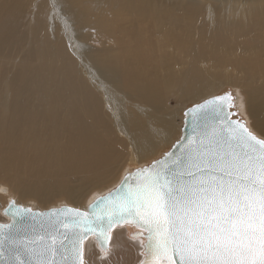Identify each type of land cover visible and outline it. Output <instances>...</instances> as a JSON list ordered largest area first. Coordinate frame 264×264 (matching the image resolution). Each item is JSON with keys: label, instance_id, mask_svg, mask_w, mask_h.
Wrapping results in <instances>:
<instances>
[{"label": "bare ground", "instance_id": "1", "mask_svg": "<svg viewBox=\"0 0 264 264\" xmlns=\"http://www.w3.org/2000/svg\"><path fill=\"white\" fill-rule=\"evenodd\" d=\"M225 83L264 137V0H0V223L10 199L86 210ZM140 231L113 228L107 256L88 236L86 264H138Z\"/></svg>", "mask_w": 264, "mask_h": 264}, {"label": "snow or ice", "instance_id": "2", "mask_svg": "<svg viewBox=\"0 0 264 264\" xmlns=\"http://www.w3.org/2000/svg\"><path fill=\"white\" fill-rule=\"evenodd\" d=\"M231 100L226 93L189 109L183 142L129 172L92 212L33 213L10 201L0 264H86L89 234L107 256L112 229L129 222L142 230L134 238L147 233L142 264H264V137L230 119Z\"/></svg>", "mask_w": 264, "mask_h": 264}, {"label": "water", "instance_id": "3", "mask_svg": "<svg viewBox=\"0 0 264 264\" xmlns=\"http://www.w3.org/2000/svg\"><path fill=\"white\" fill-rule=\"evenodd\" d=\"M225 94H226V93H221V94H216V95L210 96V97H208V98H206V99H204V100H202V101H200V102H198V103L192 104L191 106H189L188 108H186V109L184 110V119H183V125H182V128H181V135H180V137H179V138H178V139H177V140L171 145V147L169 148V150L166 151L165 153H167V152H169V151H173V150H174L173 146L177 144V141H181V142H183V141H182V138L187 137V136L191 133V131H192V127H193L192 117H191V114L186 115V113H188V110H189V109L193 108L194 106H196V105H198V104H202V103H204V101H206V100H210V99H213V98L218 97V96H223V95H225ZM231 105H232V100H231ZM225 107H226V109H227V112L230 113V119H232V120L242 121V120H239V119H237V118L234 117V112H232V110L230 109V107H228L227 105H225ZM242 122H244V121H242ZM165 153H164V154H165ZM164 154H163V155H164ZM163 155L160 156V157L157 158V159L162 158ZM157 159H156V160H157ZM150 163H151V162H150ZM150 163H149V164H150ZM145 166H146V165H145ZM142 167H144V166H142ZM138 168H141V167H138ZM138 168L133 169L131 172H134V171H135L136 169H138ZM128 173H129V172H128ZM128 173H126V174L123 176V178H124ZM123 178H122V179H123ZM122 179H121V180H122ZM120 182H121V181H120ZM120 182H119V184H120ZM119 184H118V185H119ZM118 185H117V186H118ZM117 186H116L115 188H113L112 190H110L109 192L115 190V189L117 188ZM109 192H107V193H105L104 195L99 196V197L106 196ZM97 198H98V197H97ZM97 198H96L95 200H93V201L88 205V207H87L86 210H84V209H80V208H75V207H73V206H68V205H65V204H63V205H61V206H57V207H50V208H48V209H44V210L33 209V208H31L30 206H24V205H22V204H18V203H16V205H17V206H20V207L30 208V209L32 210L33 213H47V212H51V211L59 210V209H64V208L78 209V210H80V211H82V212H92V211H93V207H91V206L94 205V202L97 201ZM12 200H14V199H10V200L8 201V204H7V205L5 206V208L3 209V213H4V214H5L6 209H8L9 202L12 201ZM14 201H15V200H14ZM15 202H16V201H15ZM8 216H10L11 220H10V222L4 223V224H8V223H11V222H12V215H11V214H8ZM27 219H28V222H31V218H30V217L27 218ZM38 219H47V218H46V217H40V218H38ZM132 223H134V222H132ZM37 227H38V225H37ZM140 232H141V231H140ZM143 234H146V238H147V233L144 232ZM90 235H93L95 238H97L98 242H100L99 240H101V239H98V237H97L96 234H89L88 236H90ZM144 254H145V248H144ZM145 258H146V257L143 256L142 259L140 260V262H139L138 264H142V262L145 260Z\"/></svg>", "mask_w": 264, "mask_h": 264}, {"label": "rangeland", "instance_id": "4", "mask_svg": "<svg viewBox=\"0 0 264 264\" xmlns=\"http://www.w3.org/2000/svg\"><path fill=\"white\" fill-rule=\"evenodd\" d=\"M247 37H242V39H246ZM224 92H226V93H231V95H232V97L235 95L236 96V89H235V87H234V85L233 84H229V83H225L222 87H220L219 89H216L214 92H211V93H208L207 95H204V96H201L200 98H198V99H194V100H190V101H187L186 102V104H185V108H188L189 106H191L192 104H194V103H197V102H200V101H202V100H204V99H206L207 97H209V96H212V95H216V94H221V93H224ZM233 99V98H232ZM171 104H175V100L174 99H171ZM233 109H235L234 107H233ZM237 112V111H236ZM242 118H244L245 116L243 115V114H241L240 115ZM236 117V116H235ZM177 121L180 123V126H182L183 125V123H182V117H179L178 116V118H177ZM164 148H162V149H160L161 150V152H163V154L166 152V151H168L169 150V145H167V144H165V146H163ZM161 154L159 153V154H157V157H159ZM156 157V158H157ZM52 207H56L55 205H51ZM50 206V207H51Z\"/></svg>", "mask_w": 264, "mask_h": 264}]
</instances>
